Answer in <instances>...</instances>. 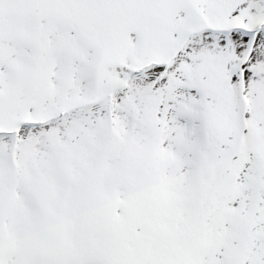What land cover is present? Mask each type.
<instances>
[{
  "label": "snow or ice",
  "instance_id": "obj_1",
  "mask_svg": "<svg viewBox=\"0 0 264 264\" xmlns=\"http://www.w3.org/2000/svg\"><path fill=\"white\" fill-rule=\"evenodd\" d=\"M0 264H264V0H0Z\"/></svg>",
  "mask_w": 264,
  "mask_h": 264
}]
</instances>
